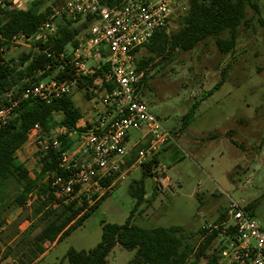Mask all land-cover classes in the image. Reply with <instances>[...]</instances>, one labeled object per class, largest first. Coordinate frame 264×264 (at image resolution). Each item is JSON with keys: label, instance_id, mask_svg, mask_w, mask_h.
Listing matches in <instances>:
<instances>
[{"label": "rangeland", "instance_id": "rangeland-1", "mask_svg": "<svg viewBox=\"0 0 264 264\" xmlns=\"http://www.w3.org/2000/svg\"><path fill=\"white\" fill-rule=\"evenodd\" d=\"M66 1L46 0L43 6V9L53 7L51 18L58 26L62 22L58 12ZM257 3L260 13L247 9L249 27L244 24L239 27L231 52L222 53L215 38H209L192 51H174L145 67L146 81L139 94L149 111L171 132L174 142L143 161L157 157L159 164L146 180L148 198L136 211L134 224L146 229L182 226L186 231L197 233L192 241L198 244L202 241L199 231L206 223L222 218L231 200H245L253 207L252 217L264 231V26L260 24V19L264 20V0ZM184 13L180 9L176 11L167 26L168 33L178 30L177 18ZM84 22L82 18L73 25L81 28L80 42L87 32L82 28ZM221 37L228 38L229 33L224 32ZM30 51L36 50L11 46L6 58L18 63L22 55ZM149 57L146 48L137 53L138 61ZM223 76L226 78L223 85L206 95ZM73 95L76 106L86 115V106L91 103L85 99L83 91L75 90ZM190 112L191 118L185 123ZM55 119L60 120L61 116L57 114ZM58 134L59 131H55L45 137H58ZM140 136L136 131L131 132L122 173L113 177L107 190L97 194L100 199L109 193L107 199L69 237L56 246L47 243L49 254L45 260H40V255L28 261L32 238L44 224L31 230L28 217L34 199L30 198L25 208L16 207L14 196L21 185L14 179L9 180L5 196L7 207L2 213L5 222L0 229V257L8 248H13L14 252L4 263L56 264L71 248L85 251L94 248L102 238V221L123 224L135 205L129 194L130 185L140 179L143 172V163H137V153L148 147L144 143L140 149L132 146ZM70 137L75 147L79 138L74 134ZM32 159L33 156L27 159V167L35 178L41 165H35ZM131 159L134 162L129 165ZM55 200L56 207L66 205L57 197ZM217 245L212 247V252ZM133 256L134 252L116 247L108 260L109 264H128Z\"/></svg>", "mask_w": 264, "mask_h": 264}, {"label": "trees", "instance_id": "trees-1", "mask_svg": "<svg viewBox=\"0 0 264 264\" xmlns=\"http://www.w3.org/2000/svg\"><path fill=\"white\" fill-rule=\"evenodd\" d=\"M187 1V11L177 18L178 30L168 33L166 26L135 51L138 53L141 48H146L150 53L147 59L138 61L136 58L138 71L144 73L139 88L146 81L145 67L151 61L163 59L174 51L189 52L209 38H215L222 53L231 52L236 45L239 27L242 24L249 27V20L246 18L247 9L251 8L256 14L260 13L257 3L259 0ZM45 3L46 0H36L26 10H7L0 6V34L9 40L16 35L30 36L36 33L40 25L51 19L54 14L51 6L43 9ZM84 20L82 28L87 30L93 21L90 17ZM76 22L78 20H62L53 38L38 43L40 52L24 53L18 63H15L14 59L7 60L0 56V95L10 91L20 92L25 80L31 77L34 71L44 69L46 63H52V59L47 58L43 53L44 50L58 54L66 50L68 45L73 48L78 47L81 28L73 26ZM260 24L264 26V20L260 19ZM224 32L229 33L228 38L221 37ZM103 56L107 57L108 53L105 51ZM57 69L58 63L53 62L51 70L45 72L39 79L51 77L61 80L69 77L68 69L66 71ZM225 79L223 76L206 95H211L215 89L222 86ZM113 87L114 84L110 80L98 73L82 81L79 89L84 91L85 99L89 100ZM57 114L61 116L60 120L55 119ZM191 114L192 112L185 117V123H188ZM81 119V110L76 106L72 96L62 97L49 105L37 99H28L16 109L11 121L0 129V229L5 222L2 213L7 207L5 196L8 181L11 179L21 185V190L14 196L16 207L25 208L28 200L34 199L28 217L31 230L44 224V227L32 238V246L29 249L31 255L27 256L29 263L46 251L45 244L62 242L73 231L83 226L108 197L109 193L100 199H97V195L90 200L81 196L68 205L56 207L54 206L56 197L51 183L53 177L61 173L58 154L53 152L39 161L41 170L35 178L29 175L25 166L16 163V153L28 141L29 132L35 125H39L45 135H51L55 131H66L63 135L58 134V139L62 148L69 150L73 148L75 142L70 134L74 133L78 138L85 131L78 127ZM137 147L141 148V146ZM133 162L134 159H131L128 164L131 165ZM158 164L157 157L143 163L141 178L134 180L130 185L129 194L135 205L123 224L102 221V238L94 248L88 251L71 248L56 264H109L108 257L116 247L134 252L128 264H201L202 262L215 264L218 250L213 249L212 252V243L217 238V231L210 233L208 230H200L202 241L197 244L192 241L197 233L186 231L182 226L146 229L134 224L133 217L145 202V181L152 176V171ZM111 181L112 178L105 179L101 184L103 187H109ZM252 208L251 205L248 206V210L252 211ZM227 218V213L223 214V217L215 223L223 222ZM13 250L8 248L5 251L0 257V264H4Z\"/></svg>", "mask_w": 264, "mask_h": 264}, {"label": "built area", "instance_id": "built-area-1", "mask_svg": "<svg viewBox=\"0 0 264 264\" xmlns=\"http://www.w3.org/2000/svg\"><path fill=\"white\" fill-rule=\"evenodd\" d=\"M34 1L0 0V6L7 10H26ZM178 9L186 12L188 1L67 0L58 12L62 20L76 21L90 17L93 21L78 47L66 48L58 54L48 50L43 52L52 59V63H58L57 70L68 69L69 77L40 80L39 77L52 68V63H46L44 69L34 71L25 80L20 92L10 91L0 95L1 129L28 99H37L49 105L65 96L73 98L75 90L83 91L79 89L82 81L98 73L114 84L111 90L88 100L93 109L98 110V116L95 121L83 126L85 131L79 135L78 144L72 149H63L58 137L46 138L39 125L29 132L28 141L36 149L38 161L53 152L58 154L61 173L53 177L51 186L54 195L63 204L68 205L81 196L90 200L92 195L107 190L108 187H103L101 183L122 173L121 165L129 154L127 144L132 131L147 139L148 147L137 153L139 164L174 142L171 132L149 111L139 94V83L144 73L137 69L135 51L168 26ZM57 32L58 23L51 18L30 36L20 34L8 40L0 34V56L6 58L8 47L15 45L40 52L38 43L49 41ZM105 51L107 57L103 56ZM65 133L59 132L60 135ZM248 206L245 200H231L227 220L204 225V230L218 232L212 243V247L218 244L215 264H264V231L252 217Z\"/></svg>", "mask_w": 264, "mask_h": 264}, {"label": "crops", "instance_id": "crops-1", "mask_svg": "<svg viewBox=\"0 0 264 264\" xmlns=\"http://www.w3.org/2000/svg\"><path fill=\"white\" fill-rule=\"evenodd\" d=\"M91 107H93L92 104L90 105H87L86 108L88 110V113L84 116H82V119L80 120L79 124H78V127L80 128H83V126L91 123L92 121H95V118H97L98 114H97V109H91ZM140 134V133H139ZM141 136L137 139V141L134 142V144H132V146L136 147V144L137 146H140L142 145L143 143L144 144H147V139H144L142 137V134H140ZM181 137V136H180ZM130 138V137H129ZM129 138H128V142H129ZM128 146V144H127ZM130 149V147H129ZM172 151V149H169V152ZM36 154H37V151L36 149L34 148L33 146V143L30 142V141H27L23 147L21 149H19L16 153V163L19 164V165H23L25 166L27 169H28V165H27V159L29 157H32L33 156V161H35V165L36 164H39V161L37 160V157H36ZM29 171V170H28ZM30 175V173H29ZM31 176V175H30ZM33 178V177H32ZM147 180V179H146ZM145 190H146V194H145V200L148 198V192H147V188H146V181H145ZM135 203V201H134ZM141 207V206H140ZM54 246H56V243H53ZM47 245L45 244V247ZM49 254V251H45L41 257H40V260H45L47 258Z\"/></svg>", "mask_w": 264, "mask_h": 264}]
</instances>
